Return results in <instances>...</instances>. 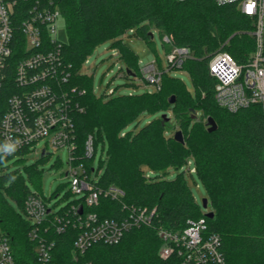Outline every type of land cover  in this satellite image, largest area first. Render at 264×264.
Wrapping results in <instances>:
<instances>
[{"label":"trees","instance_id":"obj_1","mask_svg":"<svg viewBox=\"0 0 264 264\" xmlns=\"http://www.w3.org/2000/svg\"><path fill=\"white\" fill-rule=\"evenodd\" d=\"M52 1L66 20L68 40L63 42L61 52L71 72L65 87L77 105L76 154L83 158L89 135H93L97 148L102 142L107 161L101 160L97 170L92 161L84 163L89 172L94 170L100 190L117 188L123 193L117 199L102 195L100 204L85 213L123 221L131 210L154 211L150 224L128 229L118 244H94L84 255L74 251L80 229L71 227L64 234L54 233L56 262L183 264L177 255L160 257L163 242L158 230L181 231L189 220L204 217L209 232L221 237L224 264H264V113L259 104L236 113L219 107L215 98L217 80L209 70V62L218 51L228 52L239 64L248 60L255 50L250 34L253 20L236 5H218L215 0ZM154 31L162 39L167 35L175 45L191 50L194 58L182 69L189 72L195 95L182 80L166 72L159 91L98 97L92 77L82 73L94 48L115 41L128 70L138 73V55L123 42V36L132 32L152 47ZM9 84L12 79L6 86ZM6 86L0 90V122L11 93ZM171 97H175L174 104L169 103ZM159 112L165 114L137 131L125 132L142 115ZM209 117L218 126L213 132L206 125ZM178 131H182L184 143L176 141ZM1 147L0 135L1 224L10 237L17 264H38L35 244L28 237L31 226L23 215L31 190L22 173L7 172L5 164L13 157H5ZM186 166L188 174H196L205 186L213 218L202 214L195 203ZM25 168L39 185L37 167ZM170 169L183 172L168 180Z\"/></svg>","mask_w":264,"mask_h":264},{"label":"built area","instance_id":"obj_2","mask_svg":"<svg viewBox=\"0 0 264 264\" xmlns=\"http://www.w3.org/2000/svg\"><path fill=\"white\" fill-rule=\"evenodd\" d=\"M215 1L218 5H236L243 15L251 18L254 30L250 34L255 39V50L243 64L226 51H218L211 58L210 74L217 80L216 102L231 113L259 104L264 113V0ZM61 15L52 0H0V90L12 79V84L6 86L11 93L7 111L0 122L2 153L5 157L25 158L43 139L47 146L42 157L49 155L48 146L56 150L67 148L69 168L65 176L69 179V191L81 196L59 213L48 208L38 190L30 192L26 198L23 215L31 226L28 237L35 244L38 264H58L55 260L56 242L52 238L54 233L64 234L71 227L80 229L74 251L84 255L97 243L118 244L128 229L150 224L154 214V211L149 214L146 210H131L127 219L117 221L101 219L92 212L85 213L100 204L102 195L117 199L123 193L117 188L100 190L95 184L97 176L92 177L94 170L88 171L84 161H93L97 152L93 135L86 140L83 158L76 154L74 107L77 105L73 104L65 87L71 72L61 52L63 41L57 34ZM163 41L169 48L168 69L164 70L159 63L153 62L141 70L154 91L161 89L164 73L182 69L186 61L194 58L189 48L175 45L171 37L165 35ZM114 95V90L108 92L109 97ZM158 236L163 242L160 250L163 259L177 255L183 264L225 263L221 237L209 232L204 217L189 220L181 231L160 228ZM0 264H17L10 237L1 220Z\"/></svg>","mask_w":264,"mask_h":264},{"label":"rangeland","instance_id":"obj_3","mask_svg":"<svg viewBox=\"0 0 264 264\" xmlns=\"http://www.w3.org/2000/svg\"><path fill=\"white\" fill-rule=\"evenodd\" d=\"M57 34L58 38L67 42L68 34L66 29V20L61 15L57 22ZM154 43L152 47L141 38L134 35L132 32L126 33L123 36V42L130 46L138 55V64L140 71L134 75L127 73L128 65L125 59L120 54V49L116 45L115 41L108 40L97 45L92 53L88 56V63H84L82 66V73L92 77L94 93L98 97H109L108 92L115 91L116 95H140L144 93L154 92V87L146 81V76H143L141 70L150 63L157 62L164 70L168 69L167 61V45L164 43L160 34L157 31L153 32ZM160 67V68H161ZM170 76L182 80L187 89L195 95V85L189 72L185 69H175L169 72ZM164 112H159L156 115L144 114L139 119L129 125L127 131H137L144 127L151 120L156 119L164 115ZM169 114L170 113H166ZM201 113L198 112V117ZM170 117V116H169ZM173 125V121L170 123ZM98 130L96 129V133ZM106 139V138H105ZM107 142V140H106ZM108 144V142H107ZM47 141L45 139L39 141L30 149V153L25 158L22 156H16L10 159L6 164L7 172H20L26 180L31 192L37 190L44 197V200L48 208L53 209L55 213H59L62 210L67 209L70 204L77 201L81 196H75L69 191V179L65 176V173L69 168V153L67 148L54 149L48 146L49 155L42 157V151L46 148ZM102 142H99L97 152L93 159V167L98 169L101 160L107 161V153L103 151ZM24 159V160H23ZM36 166L40 172V183L36 184L34 179L28 173L25 167ZM188 166L184 168L186 171V177L189 181L190 188L192 190L195 203L201 208L202 214H207L211 211V205L208 203L207 208L203 207V200L208 198V193L201 182L200 178L194 174L193 177L187 172ZM183 172L170 169L166 175V179L172 180L176 178L177 174ZM150 173V171H147ZM96 175H92L93 179ZM12 204L17 207L16 202Z\"/></svg>","mask_w":264,"mask_h":264},{"label":"water","instance_id":"obj_4","mask_svg":"<svg viewBox=\"0 0 264 264\" xmlns=\"http://www.w3.org/2000/svg\"><path fill=\"white\" fill-rule=\"evenodd\" d=\"M151 35L153 36L152 33H151ZM127 73H128L129 75H134V74L131 73L129 70H127ZM169 103H170V104H174V103H175V97H171V98L169 99ZM206 125H207V127H208V131H209V132H213V131L217 130V128H218V126H217L215 120H214L212 117H209V118L207 119V124H206ZM175 139H176V141H178V142H180V143H184V138H183V133H182V131H178V132H176V134H175ZM207 206H208V199H204V200H203V207H204V208H207ZM206 215H207V217H209V218H213L214 213H213V212H209V213H207Z\"/></svg>","mask_w":264,"mask_h":264},{"label":"snow or ice","instance_id":"obj_5","mask_svg":"<svg viewBox=\"0 0 264 264\" xmlns=\"http://www.w3.org/2000/svg\"><path fill=\"white\" fill-rule=\"evenodd\" d=\"M249 11H251V7H249Z\"/></svg>","mask_w":264,"mask_h":264}]
</instances>
